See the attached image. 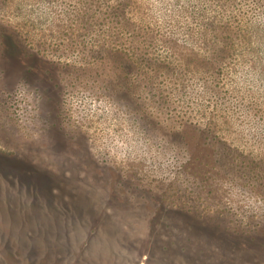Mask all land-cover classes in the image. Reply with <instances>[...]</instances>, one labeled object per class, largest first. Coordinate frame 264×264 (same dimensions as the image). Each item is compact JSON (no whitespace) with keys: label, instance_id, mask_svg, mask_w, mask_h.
<instances>
[{"label":"rangeland","instance_id":"rangeland-1","mask_svg":"<svg viewBox=\"0 0 264 264\" xmlns=\"http://www.w3.org/2000/svg\"><path fill=\"white\" fill-rule=\"evenodd\" d=\"M0 264H264V0H0Z\"/></svg>","mask_w":264,"mask_h":264}]
</instances>
